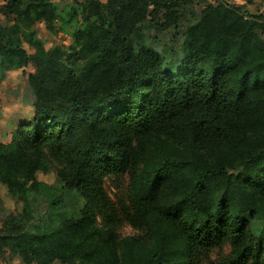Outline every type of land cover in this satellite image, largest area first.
Returning a JSON list of instances; mask_svg holds the SVG:
<instances>
[{"label": "trees", "instance_id": "16d2710c", "mask_svg": "<svg viewBox=\"0 0 264 264\" xmlns=\"http://www.w3.org/2000/svg\"><path fill=\"white\" fill-rule=\"evenodd\" d=\"M193 1L22 0V31L0 22V76L32 67L35 95L0 140V184L23 205L0 260L264 264V16L221 0L186 28L181 54L150 48L141 28L155 10L170 28ZM41 20L70 45L46 47ZM40 172L83 198L79 217ZM37 196L51 201L47 224L33 223Z\"/></svg>", "mask_w": 264, "mask_h": 264}, {"label": "rangeland", "instance_id": "374dc122", "mask_svg": "<svg viewBox=\"0 0 264 264\" xmlns=\"http://www.w3.org/2000/svg\"><path fill=\"white\" fill-rule=\"evenodd\" d=\"M22 0H0V22L11 33L16 34L22 31V26L17 21L15 12L21 5ZM73 1L81 2L83 0H56L59 9L64 8L65 3L69 4ZM106 1V0H102ZM221 0H194L191 4L185 5L180 10V17L177 26L163 28L164 18L162 10H155V19L146 22L141 32L145 34L147 45L157 51L164 48H172L178 54L182 53L183 42L185 39L186 28L197 23L202 9L208 4L217 5ZM236 5H245L246 10L252 15L264 16V0H227ZM154 7L151 6L150 10ZM36 38L43 41L46 47L70 45V36L67 33L58 31L56 34L51 33L45 26L44 21H37L33 26ZM29 49L28 45H25ZM30 50V49H29ZM33 72V68L29 67L26 73L21 70H12L5 77L0 76V140L4 139L9 121L17 117L29 116L32 113V104L35 101L34 91L29 82V73ZM39 181L51 184L61 196L63 200L62 211L68 217L77 218L81 214L84 204L83 198L75 191L65 188L64 182L51 173H38ZM124 184V182H122ZM107 189L110 195L115 198V194L123 193L124 186L118 191L109 183ZM32 210L34 215L33 223H48L50 210V199L45 196H37L33 201ZM22 202L11 197L6 187L0 184V235L4 234L7 227L6 222L15 217L22 211ZM53 217V215H52ZM121 236L133 235L136 231L128 224H123L119 228ZM227 249L224 250V253ZM220 255V254H219ZM218 252L212 255L215 259ZM0 264H25L19 257L10 256L9 253L0 260ZM60 264V263H55Z\"/></svg>", "mask_w": 264, "mask_h": 264}]
</instances>
